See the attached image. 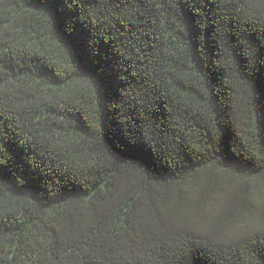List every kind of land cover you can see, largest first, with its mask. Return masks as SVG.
Masks as SVG:
<instances>
[{"label":"trees","instance_id":"trees-1","mask_svg":"<svg viewBox=\"0 0 264 264\" xmlns=\"http://www.w3.org/2000/svg\"><path fill=\"white\" fill-rule=\"evenodd\" d=\"M0 264H264V0H0Z\"/></svg>","mask_w":264,"mask_h":264}]
</instances>
